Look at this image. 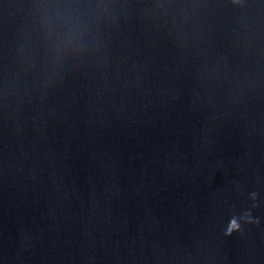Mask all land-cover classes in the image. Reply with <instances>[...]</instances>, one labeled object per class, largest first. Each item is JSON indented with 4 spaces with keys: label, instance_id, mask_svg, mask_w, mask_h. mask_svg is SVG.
<instances>
[{
    "label": "clouds",
    "instance_id": "clouds-1",
    "mask_svg": "<svg viewBox=\"0 0 264 264\" xmlns=\"http://www.w3.org/2000/svg\"><path fill=\"white\" fill-rule=\"evenodd\" d=\"M238 228H239V225L236 223L235 220H233V221H232V225H231V229H230V231H231L232 229H238Z\"/></svg>",
    "mask_w": 264,
    "mask_h": 264
}]
</instances>
